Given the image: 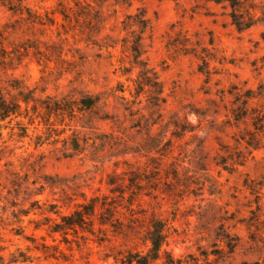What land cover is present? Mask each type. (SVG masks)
<instances>
[{
    "label": "rangeland",
    "instance_id": "1",
    "mask_svg": "<svg viewBox=\"0 0 264 264\" xmlns=\"http://www.w3.org/2000/svg\"><path fill=\"white\" fill-rule=\"evenodd\" d=\"M242 6L253 21L244 30L227 0H0L4 86L22 80L70 106L100 96L74 118L52 114L51 128L1 124L5 264H120L127 250L147 251L155 219L183 264H264V146L238 144L250 120L232 116L233 94L264 83V0ZM94 197L92 229L51 231L61 220L51 204L70 214ZM20 253L30 259L14 261Z\"/></svg>",
    "mask_w": 264,
    "mask_h": 264
},
{
    "label": "trees",
    "instance_id": "2",
    "mask_svg": "<svg viewBox=\"0 0 264 264\" xmlns=\"http://www.w3.org/2000/svg\"><path fill=\"white\" fill-rule=\"evenodd\" d=\"M223 0H216L217 3H221ZM228 5L231 8L230 16L232 17L233 23L239 30H244L252 26L253 21L245 20L241 15L240 11L242 9L243 1L245 0H227ZM136 15H129L127 19L123 21L125 27L128 24L129 19H134ZM144 17V15H142ZM146 25L147 20H135V23ZM133 51L137 54L140 53L139 41H136L134 46H132ZM139 56V55H136ZM144 82L145 85L150 82ZM144 86V84H143ZM235 103L237 106L232 109V116L236 122L250 120L251 128L243 132L239 137L236 138L238 144H244L246 148L250 151L258 150L264 146V83H261L256 89H247L244 93L236 92ZM50 96L41 98L38 94V87H30L25 84L22 80H11L9 85L6 87L0 82V128L1 124L5 121L12 122L13 120L25 117L29 118L30 122H34L37 118L41 119V122L47 127L51 128V115H64L69 112V116L74 118L76 116V110L80 112L92 111L96 108L100 102L99 95H84L82 98L74 101L75 105L70 106L68 99L57 100L54 103H50ZM258 100L255 106H250V101ZM17 124L20 125L22 134L27 132L26 124L18 120ZM70 142V148L74 151H81L80 140L75 137ZM46 184L50 187H58L53 178H47L45 180ZM44 185H41L37 189L38 193H42L44 190ZM69 199V198H68ZM98 197L85 200L84 202L76 203V209L70 214H60L58 211H54L55 205L51 204L47 211L57 213L60 216V221L54 220L51 227L52 232H61L67 235L70 229L76 230L77 227H84V225H89L92 229L93 217L97 214L98 208ZM34 203L32 202V205ZM21 213L29 214L30 210H20ZM16 216V213L14 214ZM51 221L52 218H46ZM101 224H106V220H101ZM40 226L36 224V228ZM18 233V232H17ZM64 239H67L64 236ZM146 241L148 242L147 251L141 250H127L122 253L121 256H116V263L120 264H155L160 261L163 256L166 260L161 264H183L180 259H175L164 246L168 241V231L166 224L159 219L152 221L150 228L148 230ZM49 248V246H45ZM58 249V246H54ZM62 252V251H60ZM14 261L22 260L28 261L30 256L20 253L18 256L13 257ZM0 264H5L3 257L0 256Z\"/></svg>",
    "mask_w": 264,
    "mask_h": 264
}]
</instances>
